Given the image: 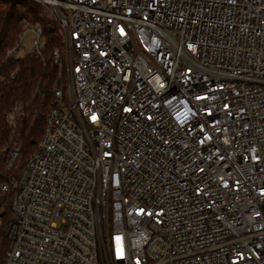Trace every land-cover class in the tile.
<instances>
[{
    "label": "built area",
    "instance_id": "obj_1",
    "mask_svg": "<svg viewBox=\"0 0 264 264\" xmlns=\"http://www.w3.org/2000/svg\"><path fill=\"white\" fill-rule=\"evenodd\" d=\"M10 1L60 28L68 88L2 151L3 264H264V0ZM21 26L6 57H44Z\"/></svg>",
    "mask_w": 264,
    "mask_h": 264
},
{
    "label": "trees",
    "instance_id": "obj_2",
    "mask_svg": "<svg viewBox=\"0 0 264 264\" xmlns=\"http://www.w3.org/2000/svg\"><path fill=\"white\" fill-rule=\"evenodd\" d=\"M41 24L44 33V57L26 54L7 58L22 31V20ZM64 51L63 35L46 9L37 4L23 5L19 1L0 0V169H5L6 154L3 149L18 137L21 143L18 172L38 146L46 124V117L53 101L54 87L59 82V70L63 69L61 86L66 96L67 76L62 65L54 64V51ZM13 73H16L12 76ZM36 90H38L36 92ZM20 109L22 116L13 130L11 112ZM0 180H3L0 177ZM8 212L0 226V264H3L11 243L6 234Z\"/></svg>",
    "mask_w": 264,
    "mask_h": 264
},
{
    "label": "rangeland",
    "instance_id": "obj_3",
    "mask_svg": "<svg viewBox=\"0 0 264 264\" xmlns=\"http://www.w3.org/2000/svg\"><path fill=\"white\" fill-rule=\"evenodd\" d=\"M21 4L23 5H29L30 2H22ZM36 40V37L34 36V34L31 31H27L25 32L24 36H23V40H22V44H21V48L19 50V52L16 54V57H23L26 54H31L33 52V48H34V41ZM44 42L42 41V44ZM65 50V48H64ZM64 53V51H63ZM66 90L68 88V80L66 81ZM67 94V92H66ZM10 216V211L6 210ZM10 219V218H9Z\"/></svg>",
    "mask_w": 264,
    "mask_h": 264
}]
</instances>
